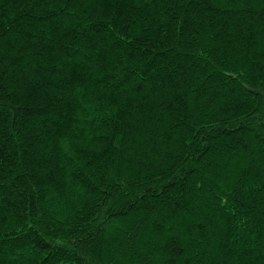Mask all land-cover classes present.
Instances as JSON below:
<instances>
[{"label":"trees","instance_id":"1","mask_svg":"<svg viewBox=\"0 0 264 264\" xmlns=\"http://www.w3.org/2000/svg\"><path fill=\"white\" fill-rule=\"evenodd\" d=\"M0 264H264V0H0Z\"/></svg>","mask_w":264,"mask_h":264}]
</instances>
